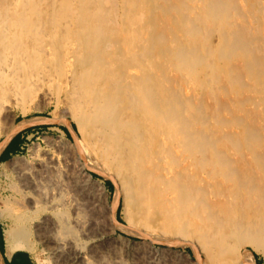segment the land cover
Returning a JSON list of instances; mask_svg holds the SVG:
<instances>
[{
    "label": "bare ground",
    "instance_id": "obj_1",
    "mask_svg": "<svg viewBox=\"0 0 264 264\" xmlns=\"http://www.w3.org/2000/svg\"><path fill=\"white\" fill-rule=\"evenodd\" d=\"M26 63L57 68L80 147L95 171L119 180L131 222L189 236L209 264L238 258L244 246L264 254V0H0V121L4 112L14 114L7 104L11 72ZM240 87L251 91L250 124ZM17 91L29 93L22 85ZM22 125L5 134L0 152ZM37 166L20 170V207L6 203L8 254L34 249L30 227L46 210L56 213L58 232L72 229L65 183ZM30 187L38 195H29ZM111 208L115 215L117 203ZM47 218L41 226L54 220ZM117 224L113 231L133 234ZM122 238L130 244L120 245L124 257L155 263L158 237L138 251ZM114 243L104 239L98 251ZM74 251L72 260L80 257ZM253 254L240 264H256Z\"/></svg>",
    "mask_w": 264,
    "mask_h": 264
},
{
    "label": "rangeland",
    "instance_id": "obj_2",
    "mask_svg": "<svg viewBox=\"0 0 264 264\" xmlns=\"http://www.w3.org/2000/svg\"><path fill=\"white\" fill-rule=\"evenodd\" d=\"M46 66H49V64H40L37 65L36 68L35 64L31 63L29 65V63H26L23 66L17 67L12 72L10 71L11 76L8 80V97L12 100L7 98L10 100L7 101V104L14 114L11 115L10 111L7 113L4 112L5 114L3 113L2 117H6H1L2 121H0V129L3 131V134L0 135V141L5 138V134L7 132H11L13 128H16L17 123L22 122L24 125H22L19 128V131L15 134L20 135L19 137L22 147L11 157V159L14 158L12 160L13 163L10 161L11 159L8 160L11 162V167L5 171L0 169V212H3L4 210L3 213L5 214V217L2 219L4 221L5 228H8L12 223V216L10 212L6 210V203H8L10 207H13L14 209L20 207L18 204L19 202L23 203V186L19 178V173L20 170L28 166L29 163L30 166H35L37 169H40V167L38 168L37 165H39L41 162L43 165L42 169H44V171L45 169L50 170H46V173L52 171L57 174L58 178H60V180L65 183L66 187L63 191L67 193L72 200L67 206L68 224L70 228H72L70 232H67L66 234L58 232V228L54 222L57 218V216H54L56 213L47 210L46 212L44 211L31 225L30 240L33 243L34 249L28 250L27 252L31 255L33 263L77 264L78 261H80L82 264H84V261H86L87 264H152L145 259L143 260L138 254L135 255L131 253L128 255V258H130L131 255H134L135 257L133 256L129 260L127 259V254L126 257H124V250L130 247V244H128L127 247V243H122V236H126L133 241L132 250L134 249V251L142 250L144 245L152 242L154 237L159 238L154 241L155 248L158 250L157 255H159V258L156 255V260H154L155 263L153 264H158L157 260H160L162 264H167V262L168 264L170 262L173 264H209L204 253H200V257L198 254H195L192 245L189 244V242H191V238L189 236L188 238L190 239L188 240L187 236L182 234H174L172 232L164 231L155 232L131 222L126 213L124 195L119 190V180L116 178V176L110 173L107 176H104L92 168L93 162L91 161V158L80 147V144L85 147L82 135L78 130L73 116L66 110L64 102L65 93L63 92L64 83L61 79L60 73L54 66ZM263 67L264 66H262V71H264ZM59 80L60 83H58ZM21 85L25 89H28L29 92L25 98L20 97L17 91V86ZM243 89L245 91H243ZM239 90H241L242 96H245L246 93L251 92L249 89H247V87H240ZM221 92V101H226L224 103L229 102L231 100L230 96L227 93L225 94L224 91ZM243 92H245V94ZM222 95L225 96L222 97ZM246 96L247 97L245 98H247V101H245L246 103L244 107L249 108H247V113L245 112V121L246 123L248 122L250 124V122L253 120V113H251V94H246ZM226 97H228L229 101H227L228 99ZM248 100H250L251 103ZM21 101L24 102V105ZM24 106L27 108L26 112L23 110ZM73 124L76 125V129L74 128ZM61 125H66L68 127L70 135L61 127ZM242 128L245 129L244 124L242 125L241 129ZM52 157L56 158L54 159ZM45 164L49 167L46 168ZM88 171L92 173V178L87 176ZM101 179L106 182L105 184L107 190H104L102 184L99 182ZM42 181L44 182V180ZM107 181H111V183L107 184ZM28 190L29 195L31 196H36L39 193L38 187H30ZM55 191L57 192V190ZM115 203H117V210L114 215V213L111 211V206ZM43 216L48 217L47 219L49 221L47 223L54 219L52 221L53 224H49L53 225V228H56V231L51 228L52 226L48 227L49 224H46L47 226L45 227L41 226L43 222L41 219H43ZM117 221L121 222L123 226L129 228L133 234H127L123 232L120 226L119 229L113 231V227L117 224ZM38 225L42 228H40ZM143 231L147 233L146 237H140L136 235L137 232ZM49 232L51 233L49 234L50 236L47 235ZM55 236H57V238ZM61 236H65L66 239L64 238L65 240H61L59 242L58 237ZM107 238H110L116 242L114 243L113 248L117 247L116 249L118 250L112 248L111 251L101 250L102 253H100L101 251H98L101 249L100 245L102 241ZM116 238H118V240ZM134 242H136L137 245H134ZM120 245L125 249L123 250ZM74 246L80 248L79 251L77 250L78 248ZM74 250L80 253V257L72 260V256L75 254ZM89 251H98L99 253H95V255L97 256L100 254L97 256L99 259ZM118 252H124L123 256ZM115 253L118 256V259L115 257ZM90 254H92L94 257L92 255L90 256ZM118 254H120L121 257ZM252 254L255 256L256 264H264V254L252 250L250 246L242 247L239 256H237L238 258L223 264H232L233 261V264H240L246 256H250ZM137 255L140 260L137 258ZM132 258L137 259L134 260ZM97 260H99L98 263Z\"/></svg>",
    "mask_w": 264,
    "mask_h": 264
},
{
    "label": "crops",
    "instance_id": "obj_3",
    "mask_svg": "<svg viewBox=\"0 0 264 264\" xmlns=\"http://www.w3.org/2000/svg\"><path fill=\"white\" fill-rule=\"evenodd\" d=\"M20 135H14L12 139L0 152V164L8 161L22 147ZM1 194V192H0ZM5 224L0 217V264H34L28 250L19 249L12 254H8V243L5 235Z\"/></svg>",
    "mask_w": 264,
    "mask_h": 264
},
{
    "label": "trees",
    "instance_id": "obj_4",
    "mask_svg": "<svg viewBox=\"0 0 264 264\" xmlns=\"http://www.w3.org/2000/svg\"><path fill=\"white\" fill-rule=\"evenodd\" d=\"M73 125H74V128L76 129V125L75 124ZM61 127L70 135V131L66 125H61ZM110 183L111 181H107V184H110Z\"/></svg>",
    "mask_w": 264,
    "mask_h": 264
}]
</instances>
